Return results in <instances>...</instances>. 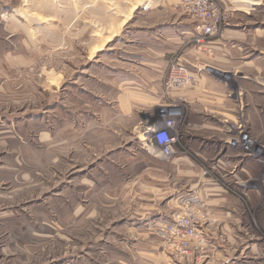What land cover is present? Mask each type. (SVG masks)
<instances>
[{
  "label": "rangeland",
  "instance_id": "374dc122",
  "mask_svg": "<svg viewBox=\"0 0 264 264\" xmlns=\"http://www.w3.org/2000/svg\"><path fill=\"white\" fill-rule=\"evenodd\" d=\"M3 1L31 25L15 31V46L23 54L27 39L31 47L35 39L36 47L35 56L16 62L20 67L0 60V107L20 113L19 122L15 120L20 138L0 140V264L55 263L67 251L87 252L98 241L100 253H84L85 264L191 263L167 250L159 229L183 213L190 194H198L187 190L195 181L218 178L239 194L230 186V177L220 178L226 173L207 169L208 155L219 151L207 140L210 114L203 108L195 130L188 120L191 102L186 93L198 86L201 75L219 85L209 93L203 81L197 102L204 107L206 95H211L222 107L216 113L226 116L219 123L225 128L224 140L244 134L260 153L254 158L228 143L225 150L236 159H258L248 174H236L235 183H245V193L254 191L245 194V207L254 197L261 198L258 208L264 215V70L259 76L240 77L202 62L192 63L196 68L189 64L190 52L204 53L207 39L222 37L233 22L246 25L250 35L253 29L260 34L248 38L247 46L254 40L264 63V0H254L248 15L234 9L246 7L239 2L247 0H206L204 7L197 0H150L146 8H139L146 0H36V5L33 0ZM212 23L218 33L205 36L200 27ZM176 63L194 77L186 87L171 89L167 83ZM173 110L178 112L175 121L172 118L177 155L156 156L147 150L143 132L151 124L162 128L161 115ZM189 133H196L197 146L185 141ZM178 157L186 162L179 163ZM194 159L202 171H188L187 163ZM173 184L181 188L175 216L153 221ZM254 207L245 208V238L258 244L253 264H264V217L259 218ZM206 209L215 222L216 212ZM142 213L151 221L143 229L130 230L129 219Z\"/></svg>",
  "mask_w": 264,
  "mask_h": 264
},
{
  "label": "crops",
  "instance_id": "0c3cea01",
  "mask_svg": "<svg viewBox=\"0 0 264 264\" xmlns=\"http://www.w3.org/2000/svg\"><path fill=\"white\" fill-rule=\"evenodd\" d=\"M33 2L36 5V0H33ZM150 2V0H146V5L144 4V6H140L139 8H146L147 5L149 6ZM248 2L252 4H248ZM239 3L246 5V7H234L235 11L243 12L247 15L250 11H254L255 7L252 6L256 4L254 0H247L246 2ZM141 4H143V1ZM24 6H26V4H24ZM13 7L14 6L10 3H6L3 0H0V60H9L10 66L20 67L19 63L16 64L17 61L27 60L28 58L30 59L31 53L33 56H35L36 42L34 39L31 47V41L30 39H27L29 45L23 48V54L20 50L21 48L19 47L18 50V46H15L14 37L17 35L15 31L20 32L21 26H24L26 28L28 23H26V21L22 22L20 19H18V17H23L22 15L20 16L17 10ZM28 26L31 27V25ZM32 26L36 27L37 24L34 23L32 24ZM5 33H7L8 36H6ZM255 36L257 38L260 37V34L257 33L256 29H253V34L250 35L246 32V25L244 26V24L233 22L232 24L226 25V29L224 30V34L222 37L209 38V40L207 39V42L204 46V53H200L196 50L190 52L189 60L191 62H189V64L194 65L196 68V64L192 63L202 62L216 69H219L221 73H229V71L232 70L231 72H233V74L240 77L242 75L251 73L259 76L264 70V63L260 56L261 52L254 46L253 41L255 40ZM250 37L254 38V40L251 39V44L249 43V45L251 46H247V41ZM27 40L25 39L26 43H28ZM17 43L20 45L19 39ZM13 59H17L15 63H12ZM229 64L231 65L230 68H228L230 66ZM222 66H225L226 68H223ZM191 71L193 72V70ZM203 76L204 75L200 76L201 79L198 86L195 87L194 90L186 93V99L188 100V102H191L189 104L191 109L188 113V120L190 121L193 130H195L197 129L196 124L203 118L201 116L203 108L206 110L207 114H210L211 117L207 121H205V129L209 130L207 140L210 141V145L212 146V148L217 145L219 147V151H217V153H211L210 156L208 155L210 159L207 161L209 162L207 169L209 168L210 170L216 171L218 173L219 171L222 173H226L222 174L220 178L225 179L227 177H230L232 179L230 186L234 190L236 189L237 191H239V194L234 193L230 189V187H228V185L222 184V182L218 178L214 179L213 177L195 181V183L191 185V188L187 189L188 193H195L191 191V189L197 190L198 194L196 193V195L198 196V198L201 201L203 200L205 202L206 207H210L216 212V221L211 222L203 229V233L207 241V247L204 257L196 264H253L255 262L254 259L257 260V257L251 256L254 251L256 252V246L258 244H255L253 239H251L250 237L245 238L246 234L248 233V229L245 228V217L247 215H245V212H247L245 208L248 209L249 206L255 205L254 208L258 210L257 213L259 218H263L264 215L261 216L258 208L260 207V204H263V201H260L261 198L257 199L256 197H254L249 202V206L245 207V205L242 204L243 202H245V194L248 193L250 196V194L254 193V191L249 190L247 191V193H245L236 185L235 179H237V173H239V175L240 173L248 174L251 167L250 165H252V167H255L257 166L256 163H258V161H256L254 158L245 159L246 155H243L245 156V158L240 159L230 157L229 154L226 155L227 152L225 150H228V144L226 140H224L222 134L223 129L225 128L220 127L222 126L220 124H223L224 118L226 116H223V118L222 115H218L219 112L216 113L218 109L222 110V107L220 105H216V102L212 100L211 95H206V98L203 102L204 107L199 105V103L197 102L198 91L201 92L202 89H204V84L202 83L203 81L206 82L205 88L207 89L205 91H208L209 93H211V90H213V85L219 87V85L217 84L207 82L208 78L210 80L212 78L207 77L206 75L204 77ZM197 77H199V75H197ZM209 87H211L210 90ZM227 107L230 108L228 103ZM26 115L28 116V119L30 117V112H27ZM232 117L235 118L237 116L232 114ZM19 119L20 113L15 114V112H8V110H4L0 107V140H6L7 138H20L18 135H16L17 133L15 132V122L17 120L19 122ZM27 122L29 124L30 120H28ZM195 137L196 133L194 135L189 133L188 137H185V141H188L189 144H192L195 147L197 146L195 144ZM218 140L226 145L224 149ZM215 141H218L219 143L216 144ZM147 150L150 152L148 148ZM174 150V155H177V147L174 148ZM113 154L114 151L109 153V155ZM193 156L196 155L193 154ZM176 160H178L179 163H181L182 161L186 162L185 157H178ZM206 160L207 159H205V161ZM171 165L172 164L167 166ZM164 166L165 165L160 166L161 183L165 182L163 170ZM173 166H177V164L175 165V163H173ZM187 166L189 168V172H200L203 170L202 165L197 163L196 159H194V161H189L187 163ZM157 168L159 169V166ZM176 170L178 173L182 171L180 167ZM183 171H187V169H183ZM140 186L143 187L142 185ZM180 194V185L173 184L170 192L164 197V201H166L164 208H162L160 211H157V214H155V219H153V221H158V223H161L163 221L172 219L175 216L174 212L177 207L176 202L178 198H180ZM4 218L9 219L10 216L6 215L4 216ZM149 221H151V219H149L148 214L144 215L142 213L140 217L129 219L128 228H130V230H134L135 227H140L141 229H143L148 225ZM45 225L47 226V224ZM36 235L42 238V235ZM92 245L93 246L91 248L89 247V249H87V252L82 251L76 254H69L67 253V251L66 255H62V257L58 261H56L55 263L49 262L48 264H78L81 262L85 264L84 253H100L101 251V242L98 241V243H94ZM89 264L99 263H94V260H92ZM156 264H169V261H157ZM171 264L184 263H182L181 261H171Z\"/></svg>",
  "mask_w": 264,
  "mask_h": 264
},
{
  "label": "built area",
  "instance_id": "2783aa9c",
  "mask_svg": "<svg viewBox=\"0 0 264 264\" xmlns=\"http://www.w3.org/2000/svg\"><path fill=\"white\" fill-rule=\"evenodd\" d=\"M196 2H199V6L204 7L203 2H206V0H197ZM200 29L203 34L208 37L218 33V29L214 23L201 26ZM197 69L202 71L204 67L200 66L197 67ZM205 70L210 72L212 68L208 69L207 67ZM193 77L194 76L184 67L176 63L171 68L167 86L171 89L186 87L190 84ZM175 113L176 114L173 115H170V113H163L164 115H161L162 121L160 122L163 123L162 128L157 127V124H151L147 126L143 132V134L146 135V137L143 138L146 147L156 156L169 158L174 154V147L178 140L172 132L174 128V118L178 117V112L175 111ZM227 143L230 146L241 148L245 154L254 156V158H258L260 155L257 150H254V145L248 141L244 134H240L236 140H228ZM236 185L240 188H245V183L243 182L241 183L238 181ZM190 195L185 199L186 201L184 203L186 207L184 206L183 213L178 214L173 221L164 224L159 229V235L165 242L168 251L180 259H185L188 262L191 261L189 264H192L193 259H195L197 263L198 259L206 252L207 241L203 233V228L211 223V218L207 212L206 205L201 203L197 195Z\"/></svg>",
  "mask_w": 264,
  "mask_h": 264
},
{
  "label": "bare ground",
  "instance_id": "6f19581e",
  "mask_svg": "<svg viewBox=\"0 0 264 264\" xmlns=\"http://www.w3.org/2000/svg\"><path fill=\"white\" fill-rule=\"evenodd\" d=\"M173 114H176V113H173ZM173 114H171V115H173Z\"/></svg>",
  "mask_w": 264,
  "mask_h": 264
}]
</instances>
